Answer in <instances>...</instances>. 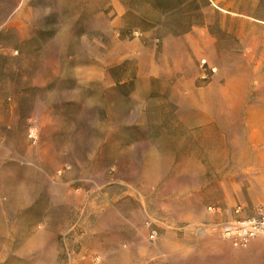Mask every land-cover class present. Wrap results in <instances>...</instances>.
Returning a JSON list of instances; mask_svg holds the SVG:
<instances>
[{"label": "rangeland", "instance_id": "374dc122", "mask_svg": "<svg viewBox=\"0 0 264 264\" xmlns=\"http://www.w3.org/2000/svg\"><path fill=\"white\" fill-rule=\"evenodd\" d=\"M262 210L264 0H0V264H264Z\"/></svg>", "mask_w": 264, "mask_h": 264}, {"label": "built area", "instance_id": "2783aa9c", "mask_svg": "<svg viewBox=\"0 0 264 264\" xmlns=\"http://www.w3.org/2000/svg\"><path fill=\"white\" fill-rule=\"evenodd\" d=\"M223 234L235 247L245 245L250 240L264 234V210L256 218L227 224L223 229Z\"/></svg>", "mask_w": 264, "mask_h": 264}, {"label": "bare ground", "instance_id": "6f19581e", "mask_svg": "<svg viewBox=\"0 0 264 264\" xmlns=\"http://www.w3.org/2000/svg\"><path fill=\"white\" fill-rule=\"evenodd\" d=\"M227 93H228V92H227ZM223 97H224V96H223ZM226 106H227V105H226ZM229 107H230V106H229ZM248 114H249V113H248ZM254 115L256 116V114H253V116H254ZM255 116H254V117H255ZM258 116H259V115H258ZM253 120H254V119H253ZM249 123H250V122H249Z\"/></svg>", "mask_w": 264, "mask_h": 264}]
</instances>
